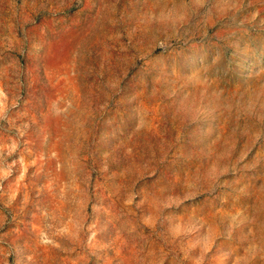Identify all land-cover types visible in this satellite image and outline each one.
<instances>
[{"label": "rangeland", "instance_id": "374dc122", "mask_svg": "<svg viewBox=\"0 0 264 264\" xmlns=\"http://www.w3.org/2000/svg\"><path fill=\"white\" fill-rule=\"evenodd\" d=\"M0 264H264V0H0Z\"/></svg>", "mask_w": 264, "mask_h": 264}]
</instances>
